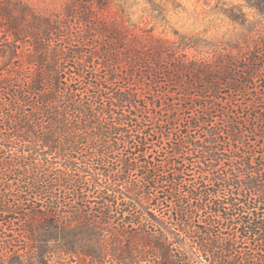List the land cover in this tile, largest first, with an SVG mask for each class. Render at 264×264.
Listing matches in <instances>:
<instances>
[{
	"label": "trees",
	"instance_id": "1",
	"mask_svg": "<svg viewBox=\"0 0 264 264\" xmlns=\"http://www.w3.org/2000/svg\"><path fill=\"white\" fill-rule=\"evenodd\" d=\"M128 1L0 0V264H264V0L200 58Z\"/></svg>",
	"mask_w": 264,
	"mask_h": 264
},
{
	"label": "rangeland",
	"instance_id": "2",
	"mask_svg": "<svg viewBox=\"0 0 264 264\" xmlns=\"http://www.w3.org/2000/svg\"><path fill=\"white\" fill-rule=\"evenodd\" d=\"M134 1H128V5ZM232 5L244 7L249 13V18L253 16L251 10L247 8L246 0H138L134 6V18L144 15V21L149 22V26L155 25V33L180 43L185 41L190 43L188 54L191 57H202L206 51H212L218 47H228L227 42L232 40L242 32L240 25L232 22L221 10ZM160 6L164 9V15H160ZM157 17H153V15ZM192 45V46H191ZM31 241L20 243V254L16 253L10 261L5 264H77V257H72V262L67 255L60 257L59 254L42 255L43 247H37ZM64 261V262H63Z\"/></svg>",
	"mask_w": 264,
	"mask_h": 264
}]
</instances>
